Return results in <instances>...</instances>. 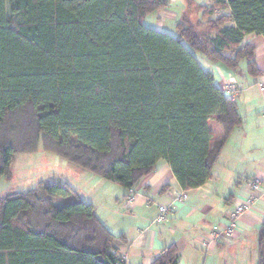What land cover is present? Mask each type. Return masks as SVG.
Here are the masks:
<instances>
[{
  "label": "trees",
  "instance_id": "obj_1",
  "mask_svg": "<svg viewBox=\"0 0 264 264\" xmlns=\"http://www.w3.org/2000/svg\"><path fill=\"white\" fill-rule=\"evenodd\" d=\"M169 6L0 0V179H10L16 156L40 143L127 196L161 159L183 190L212 178L244 120L197 55L236 75L243 66L249 77L262 76L255 46L242 42L250 33L264 36V0L191 3L177 35L145 24ZM224 8L231 14L212 17ZM124 241L67 182L0 197V264H122ZM179 257L170 244L151 264Z\"/></svg>",
  "mask_w": 264,
  "mask_h": 264
},
{
  "label": "crops",
  "instance_id": "obj_2",
  "mask_svg": "<svg viewBox=\"0 0 264 264\" xmlns=\"http://www.w3.org/2000/svg\"><path fill=\"white\" fill-rule=\"evenodd\" d=\"M169 2V7L154 14L152 27L177 35V24L190 14L191 3L198 6L210 4L212 0ZM230 14L228 8L217 9L212 17ZM197 17L201 14L197 13ZM242 44L255 46L257 64L264 72V36L247 34ZM197 58L203 69L214 75L223 91L232 80L236 81L240 92L235 100L244 122L228 137L212 178L203 186L189 190L188 200L175 201L183 188L165 159L158 161L155 170L130 196L121 186L115 188V193L109 191L102 196L92 190L89 202L95 206L100 219L116 235L125 236V241L118 245V252L127 255V264H151L170 244L178 247V264H248L250 259L251 262L259 259V237L264 222V74L251 78L245 70V75L240 76L204 57L197 55ZM256 182L262 187L254 188ZM110 185L108 190H111ZM250 196L254 197L253 206L238 221L234 237L207 246V240H211L214 229L225 222L228 212ZM101 202L114 207L116 214L103 217L99 210ZM163 205H172L173 211L165 221L157 223L155 219Z\"/></svg>",
  "mask_w": 264,
  "mask_h": 264
},
{
  "label": "rangeland",
  "instance_id": "obj_3",
  "mask_svg": "<svg viewBox=\"0 0 264 264\" xmlns=\"http://www.w3.org/2000/svg\"><path fill=\"white\" fill-rule=\"evenodd\" d=\"M196 1L206 3L207 0ZM153 20V15H151L145 20V24L153 26ZM238 73L240 76L245 75L243 66ZM11 171L12 176L10 179H0V197L16 192L28 191L37 187L41 182L48 183L50 181H60L71 184L72 187L79 191L80 196L85 201L89 202L92 190H94L98 196H102L109 191L115 193V188H119L120 186L82 169L55 152L45 151L42 149V143H40L39 150L36 152L18 154L12 165ZM102 182H104V187L101 186ZM109 184H112L110 185L111 190L107 188ZM73 200L74 198L71 197L70 201ZM101 206L99 210L103 217L109 214H116L117 212L114 210V207H110L107 203L101 202ZM248 264H258V259L254 262H251L250 259Z\"/></svg>",
  "mask_w": 264,
  "mask_h": 264
},
{
  "label": "built area",
  "instance_id": "obj_4",
  "mask_svg": "<svg viewBox=\"0 0 264 264\" xmlns=\"http://www.w3.org/2000/svg\"><path fill=\"white\" fill-rule=\"evenodd\" d=\"M224 91L227 93L229 99L235 100V97L240 92V88L237 86L236 81L232 80L229 84L225 86ZM253 187L260 188L262 186L259 182H256L253 184ZM189 197V191L182 190L177 193L175 201H185L188 200ZM253 203V196H250L244 201L237 203L234 208L228 212V215L225 218V222L214 229L213 233L211 234V240H207V246H209L211 242L219 243L221 241H230L236 233L238 221L243 217L246 211L253 206ZM172 211V205L160 206L159 214L156 217L155 222L161 223L165 221ZM120 256L122 264H127V255L120 254Z\"/></svg>",
  "mask_w": 264,
  "mask_h": 264
}]
</instances>
